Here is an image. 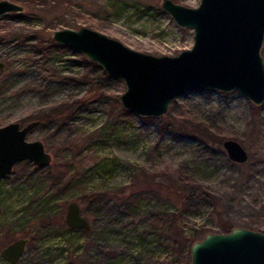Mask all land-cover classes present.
<instances>
[{"label":"rangeland","instance_id":"obj_1","mask_svg":"<svg viewBox=\"0 0 264 264\" xmlns=\"http://www.w3.org/2000/svg\"><path fill=\"white\" fill-rule=\"evenodd\" d=\"M10 1L23 9L0 17V126L35 121L26 139L50 156L0 178V248L28 239L13 264H188L190 237L221 225L264 233V101L189 90L160 117L135 116L117 101L120 79L49 37L86 26L174 55L191 46L192 30L161 0ZM259 53L264 63V35ZM225 139L242 146L243 162L227 157ZM71 201L87 230L64 223Z\"/></svg>","mask_w":264,"mask_h":264},{"label":"water","instance_id":"obj_2","mask_svg":"<svg viewBox=\"0 0 264 264\" xmlns=\"http://www.w3.org/2000/svg\"><path fill=\"white\" fill-rule=\"evenodd\" d=\"M159 8L179 28L192 30V44L174 55H153L129 48L120 41L86 26L58 28L51 41L82 54L110 78L120 79L117 95L122 109L139 117H160L170 102L189 90L235 91L253 105L264 101V63L259 49L264 35V0H199L183 6L161 0ZM23 7L0 0V17ZM1 67V63H0ZM35 121L0 126V178L19 161L46 166L49 154L39 140H27ZM227 157L236 163L246 152L235 140L221 142ZM64 223L88 229L74 201L66 204ZM27 238H17L0 248L8 264L18 260ZM188 264H264V233L234 226L227 232H206L189 245Z\"/></svg>","mask_w":264,"mask_h":264},{"label":"trees","instance_id":"obj_3","mask_svg":"<svg viewBox=\"0 0 264 264\" xmlns=\"http://www.w3.org/2000/svg\"><path fill=\"white\" fill-rule=\"evenodd\" d=\"M201 195H202V197H204V199H206V200H207V199H210V201L212 202V205L215 207V201L211 200L209 194H207L206 192H203V194H201ZM220 228L222 229V232H227L231 227H229V226H222V225H221ZM194 240H196V238H194V237H190L188 241L191 243V242L194 241Z\"/></svg>","mask_w":264,"mask_h":264},{"label":"flooded vegetation","instance_id":"obj_4","mask_svg":"<svg viewBox=\"0 0 264 264\" xmlns=\"http://www.w3.org/2000/svg\"><path fill=\"white\" fill-rule=\"evenodd\" d=\"M27 241H28V239H27ZM27 243V242H26ZM26 245V244H25ZM24 248H25V246H24ZM24 251V250H23ZM23 253V252H22ZM21 256V255H20Z\"/></svg>","mask_w":264,"mask_h":264}]
</instances>
